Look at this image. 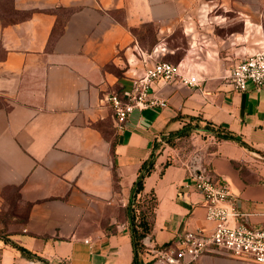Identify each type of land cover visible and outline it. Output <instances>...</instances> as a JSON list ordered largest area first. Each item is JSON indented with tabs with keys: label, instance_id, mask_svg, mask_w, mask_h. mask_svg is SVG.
I'll return each instance as SVG.
<instances>
[{
	"label": "crops",
	"instance_id": "1",
	"mask_svg": "<svg viewBox=\"0 0 264 264\" xmlns=\"http://www.w3.org/2000/svg\"><path fill=\"white\" fill-rule=\"evenodd\" d=\"M259 1L0 0V264H132L126 208L151 157L144 262L165 264L154 247L215 227L189 174L195 155L229 181L237 222L264 224V88L230 82L235 64L262 47ZM163 60L199 84L154 81L151 95L168 105L135 109L120 124L105 98ZM193 118L248 146L203 130L178 136ZM191 264L258 263L221 251Z\"/></svg>",
	"mask_w": 264,
	"mask_h": 264
},
{
	"label": "built area",
	"instance_id": "2",
	"mask_svg": "<svg viewBox=\"0 0 264 264\" xmlns=\"http://www.w3.org/2000/svg\"><path fill=\"white\" fill-rule=\"evenodd\" d=\"M161 79L199 84V78L183 71L180 63L165 60L151 63L132 89L123 94L112 93L105 98L113 108L116 120L124 123L135 109L167 106L165 98L150 92L152 83ZM230 82L238 91H246L251 86L256 90L264 88V46L235 64L230 72ZM189 174L204 195L206 216L215 222V227L210 233L202 229L181 233L173 244L154 247L151 252L153 259L165 264H191L202 254L224 251L236 258L264 264V224L252 226L237 222L240 212L229 181L223 176H215L198 155L189 165ZM32 264L42 262L36 260Z\"/></svg>",
	"mask_w": 264,
	"mask_h": 264
},
{
	"label": "trees",
	"instance_id": "3",
	"mask_svg": "<svg viewBox=\"0 0 264 264\" xmlns=\"http://www.w3.org/2000/svg\"><path fill=\"white\" fill-rule=\"evenodd\" d=\"M203 130L214 134L218 139H230L238 141L241 145L248 146L245 141L236 136L233 132L222 128L221 126L202 118H193L191 122L187 123L182 130L179 131L178 136L187 137L192 132ZM173 138H168V142L173 143ZM154 168V160L152 157L145 160L139 169V175L135 181L132 190L129 204L127 206V214L130 218V232L134 248V258L132 264H149L142 259V253L145 251L144 239L151 234L153 226L154 207L156 205L155 196L152 194H144V181ZM140 197H142L143 205L140 204ZM13 246L22 251L23 254L33 259H39L36 254L27 248L11 242Z\"/></svg>",
	"mask_w": 264,
	"mask_h": 264
},
{
	"label": "rangeland",
	"instance_id": "4",
	"mask_svg": "<svg viewBox=\"0 0 264 264\" xmlns=\"http://www.w3.org/2000/svg\"><path fill=\"white\" fill-rule=\"evenodd\" d=\"M258 7H259V13H258L257 25H256V34H257V40H256L257 45L256 46H257V48H260L261 46L262 47L264 46V0L263 1L261 0L258 2ZM235 24H236V27H238V25L240 24V27H242L241 29H243V27H244V21L243 20L240 23L236 22ZM179 58H180V55H177L176 57L169 58V59L173 60V61H177ZM139 200H140V204L143 205L142 197H140ZM16 210H18V209H16ZM19 211H21V213H19V215L20 214L22 215L23 211L22 210H19Z\"/></svg>",
	"mask_w": 264,
	"mask_h": 264
}]
</instances>
